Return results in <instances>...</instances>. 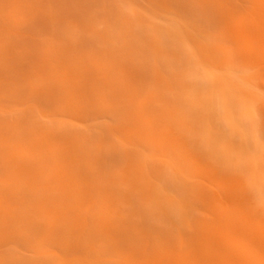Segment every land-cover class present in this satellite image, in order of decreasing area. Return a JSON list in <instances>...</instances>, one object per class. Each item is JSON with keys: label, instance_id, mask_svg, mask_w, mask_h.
I'll use <instances>...</instances> for the list:
<instances>
[{"label": "rangeland", "instance_id": "374dc122", "mask_svg": "<svg viewBox=\"0 0 264 264\" xmlns=\"http://www.w3.org/2000/svg\"><path fill=\"white\" fill-rule=\"evenodd\" d=\"M173 3L0 0V264H61L62 257L96 264L97 253L112 255L103 234L119 217L121 224L144 223L143 252L161 257L192 246L200 242L202 222L211 221L217 243L236 253L246 246V261L264 264V251L242 240L248 230L264 238V215L257 214L264 209V60L255 61L264 58V40L250 37L240 57L231 36L241 28L230 21L233 34L220 41L223 51H208L217 43L212 24L204 34L188 14L176 23L164 13ZM223 7L233 8L232 1L223 0ZM25 109L27 123L10 124ZM126 174L137 193L158 186L160 215L120 214ZM20 180H41V196L54 194L38 216L40 229L30 222V209L5 213L11 202L3 192ZM135 203L140 212L137 197ZM61 214L74 231L89 229L87 238L55 249L52 224ZM211 242L202 244L204 251L222 255ZM230 253L236 254L223 253L221 264H231Z\"/></svg>", "mask_w": 264, "mask_h": 264}, {"label": "bare ground", "instance_id": "6f19581e", "mask_svg": "<svg viewBox=\"0 0 264 264\" xmlns=\"http://www.w3.org/2000/svg\"><path fill=\"white\" fill-rule=\"evenodd\" d=\"M174 2L172 6V9H169L166 7V10L164 13L171 14L173 16V19L175 20L176 23H179V20L176 18L180 19L181 14H188L189 16V23L192 25L193 22H198L200 25H202L200 30L203 31L204 34L207 32V26L211 23V28L214 31L212 33V38L215 39L216 46L211 45V48H208V51L213 49L215 50V53L217 52H222V46H220V41L222 39H225V35L229 34L228 36L232 35L233 31L227 29L226 23L230 21H234L240 28L241 32L233 34L231 38H236V47L233 49L235 50L240 57H245L246 55V47L245 44L249 41L250 37H255L256 41L258 40H264V0H242L244 3H247V6L240 7L237 0H230L233 3V8L228 7L227 9H224L223 7V0H171ZM171 13H170V12ZM192 20V23H191ZM180 24V23H179ZM166 33H169V30L166 29ZM175 34L177 35V31H175ZM174 36V35H173ZM206 36V35H205ZM195 38V36L190 33V39ZM175 40V39H174ZM174 40L172 42H174ZM167 43V42H166ZM170 44L166 45L165 51L163 49H158L159 53L165 52L166 54V59L169 62V59H171V53L170 50ZM204 51L206 52V47H203ZM256 64L259 62H262L264 58H255ZM190 65V63H188ZM188 65V66H189ZM118 85V84H117ZM117 89V88H116ZM100 96V95H99ZM98 96V97H99ZM102 96V95H101ZM103 98V96H102ZM104 102V98H103ZM25 112H28L27 109H25L19 117H16V120H13L10 122V124H24L27 123L26 116L23 114ZM14 122V123H13ZM186 129L189 130L191 128V124H187ZM169 139L171 141L176 138L175 133L168 135ZM0 153V158H2V162L4 159L5 153ZM149 158V156H148ZM5 160V159H4ZM8 161V157L6 158ZM28 169L26 165L21 166L20 171L18 174L20 176H27V171ZM77 172V171H76ZM80 175V182H85L86 177L82 174V171H78ZM61 177L64 178L66 173L61 172ZM74 176L72 175V178ZM144 176L142 174V177H140V180L143 181ZM12 180L16 181L15 178H12ZM18 181V180H17ZM42 181L39 180L38 183H36V180L34 182L32 181L31 183H26L25 180H20V186L17 182V186L15 188L12 187V184L14 182H10V188L12 189L8 193L3 194L5 196H8L10 199V204L7 205V208L5 209V213H12L14 210L17 212L19 211H26L28 209L31 210L30 213L33 215L31 216L30 222H32L34 228L40 229L43 227V225L38 221V216L43 212V215L45 214V210H49L48 206L51 202V198H53L54 194L50 195L49 198L43 197L42 195V187L43 183ZM120 182L126 183V195L125 199H121L120 203L118 204V210L120 214L122 215H129L128 218L131 217V215H160L162 211V198H161V193L157 185H155V193L152 192V189L149 190V188L145 187L141 194L135 192L136 187L134 188L132 185V181L130 177L126 176L120 179ZM26 183V184H24ZM47 188L52 187V184L49 180L46 183H44ZM2 184H0L1 186ZM77 185V184H74ZM91 185V183H90ZM19 186V187H18ZM30 186V187H29ZM33 186V187H31ZM91 187V186H90ZM7 188V186H6ZM64 189L66 187H63ZM91 190L95 188H90ZM135 197L139 200L141 203L140 205L142 206L141 211H137L136 208H134L135 203ZM55 202H52L54 204ZM51 204V205H52ZM50 207V206H49ZM208 207V206H207ZM14 208V209H13ZM13 209V210H11ZM10 210V211H9ZM95 209H93L94 211ZM53 211V209H52ZM89 212H92L90 210ZM220 212V211H219ZM222 212V211H221ZM21 213V212H20ZM60 213V212H59ZM206 213H210L209 210ZM222 215H225L224 212L221 213ZM258 215H264V209H259L257 211ZM1 215H4V213ZM30 215V214H28ZM60 215V214H59ZM62 217L58 218V223L53 222L52 227H54V236L52 240V245L56 249L58 246L65 248H69L70 244L72 241H76V239L83 240V237L87 238L86 231L89 229V225L87 224L86 229L84 230H77L74 231V227L72 226V220L68 218L64 219L63 217H66L65 214ZM108 215H116L114 213L108 214ZM213 215H217L216 211H213ZM227 215V214H226ZM256 215V213H255ZM68 217V216H67ZM66 217V218H67ZM122 217L118 218L117 224L115 225L116 221L113 223H110L107 225L106 229L108 232L104 231V238L106 245L108 246V249L110 250L109 247H111L112 255L111 257H103L100 255V253H97L96 258L94 259L96 261V264H221V261L224 257L223 253H227L228 251L235 252V249H230L225 246V244L217 243L216 239H213V233L214 229L210 225V222H205L204 227H202V233L200 234L199 241L201 242L200 245H198L200 242L195 241V243L192 246L186 245V247H183L178 250L177 246L173 247V250L168 253L167 256L162 255L160 257L159 247L155 246L154 252L155 253H150L149 250L147 249L145 252H143L145 249L144 248V239L147 238L146 236V230H142L141 224L142 221L139 222V227H136L135 225L132 224V222H128L127 225L125 222L121 224L120 220ZM227 218H231L230 215L227 216ZM158 219V217L156 218ZM155 219V220H156ZM218 219V218H217ZM220 219L216 220L215 226L218 225V222ZM236 220V218H235ZM109 222H112L111 220ZM198 222V221H194ZM198 224H200L198 222ZM212 224V222H211ZM156 230L158 233L160 229V224L156 223ZM210 226L212 229H210ZM7 227V226H6ZM117 228V234H116V229ZM114 229V230H113ZM4 229L0 227V231L2 232ZM208 231V232H206ZM243 232V234H242ZM242 240L243 244L247 245L248 247H254L256 248L255 251L257 252V249L264 251V238L262 240L258 239L255 234H251L250 231H242ZM195 234V233H194ZM212 237V238H210ZM213 239V242H211ZM18 240V239H17ZM71 241V242H70ZM211 242V247L213 250H219L223 251V253L220 254H214L212 252L210 255L207 254L206 251H204V246L202 245L203 243ZM152 243V242H151ZM149 243V244H151ZM176 243V242H175ZM175 245V244H174ZM246 247V246H245ZM245 247L243 250H237L236 254L230 253V256H228V260L231 264L233 263H240V264H249L248 261H246V256H245ZM101 248V247H100ZM165 247L162 248V250ZM227 248V249H226ZM39 249V248H37ZM226 249V250H225ZM161 251V249H160ZM37 252V251H36ZM54 250H52V255H53ZM251 253H254L253 251ZM251 256V255H250ZM38 258L36 255L34 257V260ZM253 258V257H251ZM162 259V260H161ZM49 262V260H48ZM53 264V261H51ZM36 264V263H35ZM45 264L47 263V260L45 261ZM56 264V263H55ZM61 264H69V261L66 260L62 257L61 258ZM251 264H255V262H251Z\"/></svg>", "mask_w": 264, "mask_h": 264}]
</instances>
